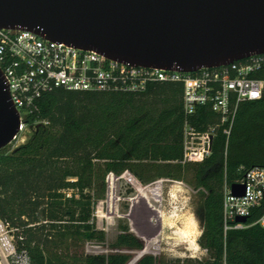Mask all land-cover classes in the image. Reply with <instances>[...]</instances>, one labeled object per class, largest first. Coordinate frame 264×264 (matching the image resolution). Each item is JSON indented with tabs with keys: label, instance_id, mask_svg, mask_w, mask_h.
<instances>
[{
	"label": "trees",
	"instance_id": "obj_1",
	"mask_svg": "<svg viewBox=\"0 0 264 264\" xmlns=\"http://www.w3.org/2000/svg\"><path fill=\"white\" fill-rule=\"evenodd\" d=\"M181 96L179 84H154L139 94L54 89L42 95L25 116L26 142L0 150V221L30 264H128L124 251H142L121 225L112 253L84 252L86 244H105L94 209L105 198L107 176L125 171L144 185L168 178L198 191L197 244L207 258L182 264H264V228L257 224L264 202L250 209L241 229L224 230L223 222L224 188L264 168V97L239 104L227 137L207 107L187 117ZM186 121L200 132L215 126L211 153L201 163L182 162ZM135 264L157 259L143 255Z\"/></svg>",
	"mask_w": 264,
	"mask_h": 264
},
{
	"label": "water",
	"instance_id": "obj_2",
	"mask_svg": "<svg viewBox=\"0 0 264 264\" xmlns=\"http://www.w3.org/2000/svg\"><path fill=\"white\" fill-rule=\"evenodd\" d=\"M0 29L124 64L191 73L264 54V0H0ZM19 124L0 69V150ZM230 189L244 195L243 185Z\"/></svg>",
	"mask_w": 264,
	"mask_h": 264
},
{
	"label": "built area",
	"instance_id": "obj_3",
	"mask_svg": "<svg viewBox=\"0 0 264 264\" xmlns=\"http://www.w3.org/2000/svg\"><path fill=\"white\" fill-rule=\"evenodd\" d=\"M0 69L20 115L18 132L8 145L17 144L15 148L24 144L30 134L25 116L37 109L36 103L42 95L54 89L139 94L154 84H179L185 115L191 117L197 108L207 107L217 117L227 137L239 104L264 97V54L186 73L124 64L94 51L57 45L29 31L0 29ZM214 133L213 125L200 132L186 121L182 162H203L211 153ZM234 184L244 186V195L233 196L230 186L224 188V230L243 228L244 224L235 223V219L247 218L252 207L264 202V168L246 171ZM229 222H234V226H229ZM257 224L264 228V214ZM0 254L10 258V264H30L26 251L16 250L11 232L1 221Z\"/></svg>",
	"mask_w": 264,
	"mask_h": 264
},
{
	"label": "rangeland",
	"instance_id": "obj_4",
	"mask_svg": "<svg viewBox=\"0 0 264 264\" xmlns=\"http://www.w3.org/2000/svg\"><path fill=\"white\" fill-rule=\"evenodd\" d=\"M15 146L17 144L7 146L4 150L10 152ZM106 185L105 198L94 209L96 227L105 233L106 242L103 245L86 244L85 253H112L114 250L111 245L120 233V226L127 225L143 244V255L154 256L157 264H174L175 261L182 264L185 260L203 261L207 258L206 251L197 244L202 232V220L198 209V191L192 186L168 178L144 185L129 171L120 176L109 174ZM153 189L157 195L153 200L147 196L146 201L136 199L133 202L138 192ZM185 227L191 228L188 240L180 234ZM124 253L133 260L139 252ZM0 262L10 264V258L0 254Z\"/></svg>",
	"mask_w": 264,
	"mask_h": 264
},
{
	"label": "bare ground",
	"instance_id": "obj_5",
	"mask_svg": "<svg viewBox=\"0 0 264 264\" xmlns=\"http://www.w3.org/2000/svg\"><path fill=\"white\" fill-rule=\"evenodd\" d=\"M150 197V199H154V198H156L157 197V195H156V192H155V189H153V190H151V191H149V192H146V191H144V192H138L137 193V196H136V198L135 199H133V202H135V200L136 199H143V200H147V198L148 197ZM155 210V209H154ZM158 213V212H157ZM189 225V224H188ZM190 227V226H189ZM189 227H185L183 230H181L180 231V234H181V237L183 238V239H185V240H188V238L191 236V232H190V229H189ZM193 233V232H192ZM198 237V236H197ZM181 238V239H182ZM194 240H195V238H194ZM145 253V250L143 251V252H141V253H138L137 254V256H135V258L132 260V262L130 263V264H134L135 262H136V260L139 258V256L141 255V254H144ZM1 264H3L2 262H1Z\"/></svg>",
	"mask_w": 264,
	"mask_h": 264
}]
</instances>
